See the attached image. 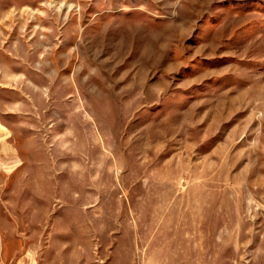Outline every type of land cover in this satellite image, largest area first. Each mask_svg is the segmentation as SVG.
Listing matches in <instances>:
<instances>
[{
	"label": "rangeland",
	"instance_id": "1",
	"mask_svg": "<svg viewBox=\"0 0 264 264\" xmlns=\"http://www.w3.org/2000/svg\"><path fill=\"white\" fill-rule=\"evenodd\" d=\"M0 264H264V0H0Z\"/></svg>",
	"mask_w": 264,
	"mask_h": 264
},
{
	"label": "bare ground",
	"instance_id": "2",
	"mask_svg": "<svg viewBox=\"0 0 264 264\" xmlns=\"http://www.w3.org/2000/svg\"><path fill=\"white\" fill-rule=\"evenodd\" d=\"M5 130V127L0 123V133L1 131Z\"/></svg>",
	"mask_w": 264,
	"mask_h": 264
},
{
	"label": "built area",
	"instance_id": "3",
	"mask_svg": "<svg viewBox=\"0 0 264 264\" xmlns=\"http://www.w3.org/2000/svg\"><path fill=\"white\" fill-rule=\"evenodd\" d=\"M1 252H2V241H1V238H0V256H1Z\"/></svg>",
	"mask_w": 264,
	"mask_h": 264
}]
</instances>
